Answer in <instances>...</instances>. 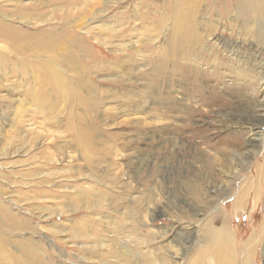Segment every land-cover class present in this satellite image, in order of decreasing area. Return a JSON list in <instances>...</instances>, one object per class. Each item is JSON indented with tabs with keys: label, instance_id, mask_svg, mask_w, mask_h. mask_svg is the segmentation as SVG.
Listing matches in <instances>:
<instances>
[{
	"label": "rangeland",
	"instance_id": "obj_1",
	"mask_svg": "<svg viewBox=\"0 0 264 264\" xmlns=\"http://www.w3.org/2000/svg\"><path fill=\"white\" fill-rule=\"evenodd\" d=\"M175 4L0 0L17 28L53 30L60 42L75 30L96 60L84 61L93 88L80 92L93 106L71 109L51 85L44 95L58 104L44 106L41 77L15 72L21 61L0 41L8 57L0 63V202L28 222L14 230L13 252L27 246L39 264H144L160 247L164 260L185 264L204 242L200 223L210 213L197 215L188 183L201 185L215 214L224 211L239 261L264 227V135L246 145L250 130L264 131V51L244 44L245 57L230 56L223 41L238 35L203 0L186 5L202 39L179 51ZM70 127L91 129L93 150ZM254 241L251 264H264V231Z\"/></svg>",
	"mask_w": 264,
	"mask_h": 264
},
{
	"label": "bare ground",
	"instance_id": "obj_2",
	"mask_svg": "<svg viewBox=\"0 0 264 264\" xmlns=\"http://www.w3.org/2000/svg\"><path fill=\"white\" fill-rule=\"evenodd\" d=\"M175 1V8H173V38L178 44L177 47L179 51H181L183 43L193 44L202 39L201 35L199 34L196 11L193 10V13H188L186 10L187 3H190L193 7H195V4L197 5L200 0ZM203 1L208 3V7H210L212 10L214 7H216L218 16L226 20V23L228 27H230L232 33L236 32V35H238L236 40L231 37H229V39L225 37L226 39L223 41L222 46L230 56L233 55L240 58L245 57L242 53L244 44L247 46L251 45V47H258L256 48L258 54H261L264 51V0ZM6 17L7 15L5 13L0 12V41L9 43V47L12 49L10 53H13L12 56L17 57L21 61V64H18V67L11 66L14 68L15 72L18 74H23L28 72L31 68L41 77L42 81L40 82V86L43 88V91H41L39 95V100L42 101L40 103L44 106H57L58 103H51L49 98L44 95V89L48 85H51L52 90L56 91L57 93L58 100H68V102H70L69 106L72 107L71 109L76 108L79 104L86 105L87 108L93 106L92 97H86L84 94L82 96V93L80 92L83 90L89 91L93 88V83L87 79L90 77L89 74L91 75L92 70H88L90 67L86 68L85 66L84 67L86 69H84V61L87 59H91L92 61L96 60L93 57L91 50L88 49V45L79 36L78 32L75 30L72 31V33H69V38H65V42H60L58 39L60 35H57V33L53 32V30L49 31L46 28H39L36 31L24 32L20 28H17L12 23H10ZM209 24H211V22ZM212 29L213 27L210 25L208 31H212ZM65 33L61 34V37H66L68 33L67 31ZM81 46L86 47L87 50V54H85L83 57L78 56L74 50L75 47L78 48ZM76 50L80 51L81 49ZM7 62L8 57L5 53L0 51V63L2 64L1 67H4ZM71 72H73V74ZM69 132L73 136L74 140L77 141L82 147L85 146L86 150L89 151L93 150L94 146L92 144L93 136L91 129L85 127L75 129L70 127ZM250 133L253 137L248 139L246 145L248 147H253L257 137L264 135V131L263 129H252L250 130ZM216 147L219 148L220 146L218 145ZM228 147L229 146L227 145V148ZM224 163H226L227 167L230 164L228 162ZM187 188L196 202L195 207H197V215L200 210H202V212L204 211L210 213L207 215V218L202 219L200 223L201 230L203 231L205 237L204 242L195 250L194 254L191 255L188 260H186L185 264H207L208 260H212L213 264H251V255L255 246L254 240L257 237L258 232L264 231L263 225H260L257 231H254L247 242H245V244L242 246L245 251V255L242 260L239 261L236 256V250L233 243V234L227 227L225 217L222 216L224 211H219L218 214H215L216 207L214 206L213 202L208 200V198L203 197V189L201 185L188 183ZM220 191L221 190H217V194H220ZM244 196L245 192H240L238 198L239 204L243 202ZM200 204H203L202 209H200ZM219 221L222 222L221 226L216 225V223ZM27 223L28 222L26 220H20L15 217L9 208L5 207L0 202V226H6L8 228L5 233L0 232V264H39V259L35 257L33 252L29 250L27 246H22L20 254L13 252L10 249L14 241V230L20 227H27ZM167 234L168 232L165 230L162 233L160 232V236L158 234L155 235L156 238H162ZM173 240L174 239H172V241ZM157 249L158 252L154 251V253L152 252L153 254L150 253V255L143 257L144 264H158L157 262L161 264H171V262L169 263V261L164 260V255L160 254V247ZM174 249V245H170L169 249L167 248V251L170 250V252H172L171 250ZM174 254L175 258L177 259L178 255L176 253ZM180 263L181 262H178V264ZM40 264L42 263L40 262ZM172 264H177V261H174Z\"/></svg>",
	"mask_w": 264,
	"mask_h": 264
}]
</instances>
